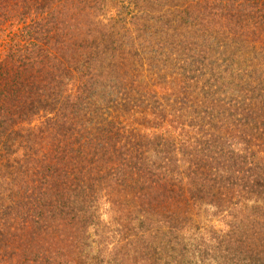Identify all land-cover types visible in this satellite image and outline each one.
<instances>
[{
    "label": "trees",
    "instance_id": "16d2710c",
    "mask_svg": "<svg viewBox=\"0 0 264 264\" xmlns=\"http://www.w3.org/2000/svg\"><path fill=\"white\" fill-rule=\"evenodd\" d=\"M0 264H264V0H0Z\"/></svg>",
    "mask_w": 264,
    "mask_h": 264
}]
</instances>
